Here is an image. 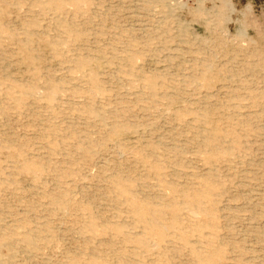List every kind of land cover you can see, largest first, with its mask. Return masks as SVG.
Here are the masks:
<instances>
[{"label":"rangeland","instance_id":"rangeland-1","mask_svg":"<svg viewBox=\"0 0 264 264\" xmlns=\"http://www.w3.org/2000/svg\"><path fill=\"white\" fill-rule=\"evenodd\" d=\"M0 264H264V0H0Z\"/></svg>","mask_w":264,"mask_h":264},{"label":"bare ground","instance_id":"bare-ground-1","mask_svg":"<svg viewBox=\"0 0 264 264\" xmlns=\"http://www.w3.org/2000/svg\"><path fill=\"white\" fill-rule=\"evenodd\" d=\"M208 69V68H207ZM204 135V134H203ZM208 141H209V139H208ZM231 141V140H230ZM232 143V142H231ZM213 147V146H212ZM217 147V146H216ZM216 149V148H215ZM220 149V148H219ZM227 150V149H226ZM115 187V186H114ZM199 191V190H198ZM203 191V190H202ZM197 192V191H196ZM134 193V192H133ZM210 193H209V190H204V192L203 193H200V195L199 196H201V198H205V197H207L208 195H209ZM194 199V198H193ZM201 200V199H200ZM185 201V200H184ZM145 203V202H144ZM148 203V202H147ZM146 203V204H147ZM150 203V202H149ZM197 204H198V202H197ZM154 206H155V204H151V207L154 209ZM156 207V206H155ZM197 208H199V206H196ZM152 209V210H153ZM151 210V209H150ZM151 210V211H152ZM153 212V211H152ZM157 211H155L154 213H156ZM148 221L149 222H151L152 221V219L151 218H149L148 219Z\"/></svg>","mask_w":264,"mask_h":264}]
</instances>
